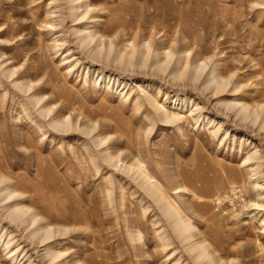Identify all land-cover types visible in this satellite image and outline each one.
Here are the masks:
<instances>
[{
	"label": "rangeland",
	"instance_id": "rangeland-1",
	"mask_svg": "<svg viewBox=\"0 0 264 264\" xmlns=\"http://www.w3.org/2000/svg\"><path fill=\"white\" fill-rule=\"evenodd\" d=\"M65 1L0 0V175L41 219L29 229H51L39 242L0 207V237L16 258L0 240V264H206L195 242L215 263L264 264V209L242 165L255 150L264 155V0H79L76 13L88 7L80 20L59 12ZM84 28L109 57L80 45L74 29ZM210 74L227 87L204 90ZM146 96L180 123L161 121ZM224 102L247 105L257 120ZM65 116L69 128L56 129ZM136 162L192 239L122 167ZM46 247L62 255L50 261Z\"/></svg>",
	"mask_w": 264,
	"mask_h": 264
},
{
	"label": "bare ground",
	"instance_id": "bare-ground-1",
	"mask_svg": "<svg viewBox=\"0 0 264 264\" xmlns=\"http://www.w3.org/2000/svg\"><path fill=\"white\" fill-rule=\"evenodd\" d=\"M78 1L79 0H66L65 6L60 5L59 12L61 14H64V11H62V8L66 7V9L68 10V13H69L68 17H70L71 20H74L76 18H77V20L78 19L80 20L87 13L88 7L83 9L79 13H76L77 9H79L81 7L80 5H78V6L76 5V3ZM54 26H57L55 22H54ZM54 26H52V27H54ZM74 30L78 35V42L80 43V45H83V47L90 49L93 52L94 57L103 56L104 54H105V57H109L110 48H109V50H105L106 52H104V49H103L102 44L100 42L97 44L94 43L95 44L94 45L93 44L94 36L88 29L84 28V29H74ZM62 42H64V41H62ZM167 55H169V52H167ZM116 57H117V60L121 62L123 55L119 51L118 54L116 55ZM131 57H132V55L129 54L128 58H126L127 63H130L131 60L135 59V58L132 59ZM146 58H147L146 54H144V55L141 54L140 58L137 59L139 65L145 63ZM124 62H125V59H124ZM200 66H202V65L199 64V65L194 67V70H193L194 72H193V74L191 73L192 74L191 79L196 78V80H197L199 78L198 75L200 76V74H197L196 71L198 70V68ZM158 67L159 68H165V66H163L162 64L157 66V68ZM14 71H15L14 69H9V70H6L5 72H6L7 76L9 77L10 75L15 74ZM181 76L182 75H180V73H177V72L172 73V78H178ZM193 80H195V79H193ZM211 83H213V84H211ZM210 85H211L212 90H213L212 94H217V93L223 91L227 87L228 84L225 81L216 80L215 77L212 74H210V76L205 79L204 90L206 88H208ZM20 87L26 93V90L31 88V84L26 85V86H22V84H21ZM29 98L34 105L38 104V102L41 101V98H36L32 95ZM145 99L148 102V104L151 106V108H153V110H155V112L157 113V115L161 121H165V122L175 121L176 122L182 118V116L178 113L168 112V110L165 109L164 104L158 102L156 96H150V97L146 96ZM136 102L138 103L137 105L141 104L139 99ZM173 105L174 106L177 105L175 103V101L173 102ZM224 106H226L228 109H232V110L234 109L235 110L234 114L237 117H239L241 120H246L247 118L250 119L251 122H255L257 120L258 113L255 111H253L251 113L248 110V106L243 104V103L224 102ZM194 107H195L194 109L190 110V115L195 119V121H197L198 118L200 117L199 115H201L198 112L202 107H199V105H197V104H195ZM40 109H41L40 111L43 112L44 116H45L46 112L51 110L50 108H48L47 110H44L43 108H40ZM195 115H197V116L195 117ZM68 117L65 116L61 121L60 120L53 121L52 124L54 125V127L56 129H59L58 126L61 125L60 127L65 126L64 130H67L69 128L68 126L70 125L68 122ZM207 120H209V119H207ZM179 123H180V121H179ZM216 125H217L216 130L213 127V131H212V133L214 135H216V131L220 128V123H217ZM263 126H264V119L261 123V127H263ZM97 140L99 141V139H97ZM98 143H97V145L100 144V143L99 144ZM104 157L106 158L105 160H107L109 162L114 161V162H112V164L114 163V165H116V166L118 165V159L116 157H113L110 153H105ZM263 159H264V155H259L258 151L255 150L253 153H250V154H248V156H246V158L242 162V165L244 163V165L246 166V168H247L246 172L249 173V178H252V184H253L252 186H253V188H255L257 195L261 197V199L259 197V199H260L259 202L254 203L255 204L254 207L258 206V208L263 207V209H264V174L261 173V165L263 164V161H264ZM122 167H124L126 172L132 171L133 172L132 175H133V177L136 178L137 181H139V183L141 185L140 187H142L155 200V202L160 203L159 205H160V208L162 209V211L165 214H167L170 217V219H172L170 221H173L172 226H174L175 227L174 229H176V231H177V232L176 231L175 232L178 235H180L181 238L185 242L192 239V235H191L190 231L193 227L191 226V224L189 222H186L185 219L182 218L179 211L175 208V206H173L171 204L170 200L163 194V192L160 191L159 187L158 188L156 187V184L151 179L149 174L145 171V168H143L142 164H140L139 162H136L135 164L131 163L129 165L122 164ZM7 181H8V178L0 175V207L2 208V210H4V213H5L6 217L9 219V221L17 223V226L23 227L24 230H28L32 225H35L41 219L38 218L37 214L32 212V210L29 206H27L25 204H20V203H17L16 201H14L15 197L18 196V192H17V190L14 191L15 189L12 190L10 185L8 184L9 182H7ZM236 182H238V181H232V184H233L232 186H236ZM240 184H242V183H240ZM243 188H245V187H243ZM109 194H110V192H109ZM204 205H207V204H204ZM4 213L2 215H4ZM2 215L0 214V217ZM3 217H5V216H3ZM3 220H5V218ZM260 227L264 230V215H263V218L261 220V226ZM50 235H51L50 227L47 228V227L41 226L39 228L36 227L34 229H29V237L31 236V238H37L39 242H43V241L47 240L48 238H50ZM0 240L2 241V245L6 249L5 254L8 257H10L11 259H16L14 252L9 250L10 239H7V240L3 239L2 240V237H0ZM203 243L195 242L192 244L191 250H197L198 249V251H199L195 258H197V259H205L206 258L207 259L206 264H227L223 261L215 263L212 260L211 256L207 253L206 248H205ZM45 250L48 251L46 253L48 254L47 256H48L50 261H54L57 257L62 255V254L58 255L57 253L53 252L50 248H47V247ZM19 264H23V263H21V261H19ZM229 264H232V263L229 262Z\"/></svg>",
	"mask_w": 264,
	"mask_h": 264
}]
</instances>
